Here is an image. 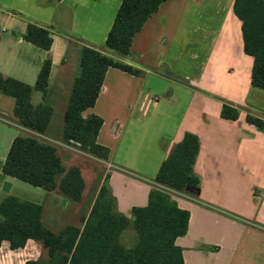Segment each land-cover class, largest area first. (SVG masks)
<instances>
[{
    "label": "crops",
    "instance_id": "1",
    "mask_svg": "<svg viewBox=\"0 0 264 264\" xmlns=\"http://www.w3.org/2000/svg\"><path fill=\"white\" fill-rule=\"evenodd\" d=\"M122 2L0 0V73L34 88L49 60L48 90H33L31 103L53 110L41 135L22 127L14 116L15 99L0 94V205L9 196L41 205L45 226L59 233L67 226L82 227L107 186L114 211L131 219L133 209L146 207L151 192L161 188L156 178L175 146L193 134L200 141L194 166L200 190L197 196L171 195L190 213L188 233L176 241L184 264H264V129L246 120L249 114L264 120V90L252 85L254 58L245 52L235 0L162 4L135 36L124 61L143 75L110 68L96 105L83 113L103 120L97 142L109 149V159L64 142L82 49L105 46ZM29 24L50 31V51L24 39ZM224 104L239 109L238 120L222 118ZM20 136L54 146L66 171L80 169L85 181L80 202L59 188L49 192L3 173ZM82 162L89 164L85 170ZM71 206L74 222L58 215ZM46 259L43 245L34 240L16 250L8 241L0 246V264Z\"/></svg>",
    "mask_w": 264,
    "mask_h": 264
},
{
    "label": "trees",
    "instance_id": "2",
    "mask_svg": "<svg viewBox=\"0 0 264 264\" xmlns=\"http://www.w3.org/2000/svg\"><path fill=\"white\" fill-rule=\"evenodd\" d=\"M167 1L123 0L105 46L83 47L80 75L74 82L65 115V143L97 159H109V149L97 142L103 120L96 115L84 118L83 113L96 105L110 68L143 75L140 68L124 61L135 36ZM234 12L243 23L245 52L254 58L252 85L264 90V0H235ZM24 39L46 52L52 47L50 31L35 24H29ZM50 73L51 63L47 60L34 88L0 73V94L15 99L14 116L19 124L41 135L48 129L53 110L46 105L34 106L31 94L33 90L47 92ZM221 116L236 121L240 111L224 104ZM246 120L264 129L263 119L249 114ZM199 152L198 137L187 134L159 171L156 183L161 188L151 192L146 207L133 209L131 219L114 211L107 186L102 187L88 217L82 218V227L67 226L59 233L45 226L41 205L9 196L0 205V246L8 241L16 250L24 248L29 240L41 243L46 261L26 264H184L183 249L176 241L187 235L190 213L178 207L162 188L197 196L187 189L200 190V179L194 172ZM2 170L6 176L33 187L49 192L59 188L69 199L82 200L85 181L80 169L66 171L56 148L35 137H17ZM62 175L58 185L57 178ZM131 226L137 240L127 247L123 237Z\"/></svg>",
    "mask_w": 264,
    "mask_h": 264
},
{
    "label": "rangeland",
    "instance_id": "3",
    "mask_svg": "<svg viewBox=\"0 0 264 264\" xmlns=\"http://www.w3.org/2000/svg\"><path fill=\"white\" fill-rule=\"evenodd\" d=\"M81 164L84 167V170H85L86 167L89 166V164L87 162H82ZM72 209H73L72 206L69 207L68 209L64 210V211L62 209H60L58 211V215H61L62 217L64 216L65 218L70 220L69 222H74L73 210ZM136 240H137L136 233H135L133 227L131 226L127 230L125 236L123 237V243H124L125 246L131 247V246H133L135 244Z\"/></svg>",
    "mask_w": 264,
    "mask_h": 264
},
{
    "label": "built area",
    "instance_id": "4",
    "mask_svg": "<svg viewBox=\"0 0 264 264\" xmlns=\"http://www.w3.org/2000/svg\"><path fill=\"white\" fill-rule=\"evenodd\" d=\"M164 191H166L170 196L171 195H175L176 193H178V192H175V191H173V190H170V189H167V188H162Z\"/></svg>",
    "mask_w": 264,
    "mask_h": 264
},
{
    "label": "water",
    "instance_id": "5",
    "mask_svg": "<svg viewBox=\"0 0 264 264\" xmlns=\"http://www.w3.org/2000/svg\"><path fill=\"white\" fill-rule=\"evenodd\" d=\"M187 190H188V192H190V193H196V194H198V191H196V190H194V189H192V188H188Z\"/></svg>",
    "mask_w": 264,
    "mask_h": 264
}]
</instances>
